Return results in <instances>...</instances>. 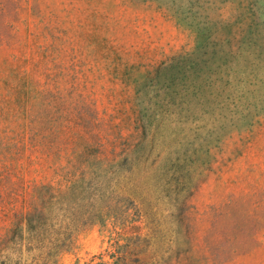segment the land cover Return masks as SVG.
<instances>
[{
	"label": "rangeland",
	"instance_id": "rangeland-1",
	"mask_svg": "<svg viewBox=\"0 0 264 264\" xmlns=\"http://www.w3.org/2000/svg\"><path fill=\"white\" fill-rule=\"evenodd\" d=\"M264 264V0H0V263Z\"/></svg>",
	"mask_w": 264,
	"mask_h": 264
},
{
	"label": "trees",
	"instance_id": "trees-1",
	"mask_svg": "<svg viewBox=\"0 0 264 264\" xmlns=\"http://www.w3.org/2000/svg\"><path fill=\"white\" fill-rule=\"evenodd\" d=\"M0 264H7L5 261L1 262Z\"/></svg>",
	"mask_w": 264,
	"mask_h": 264
}]
</instances>
